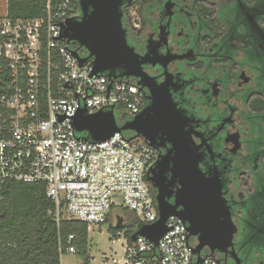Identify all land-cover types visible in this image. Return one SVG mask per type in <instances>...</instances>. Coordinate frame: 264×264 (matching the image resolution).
I'll return each mask as SVG.
<instances>
[{"label":"built area","instance_id":"built-area-1","mask_svg":"<svg viewBox=\"0 0 264 264\" xmlns=\"http://www.w3.org/2000/svg\"><path fill=\"white\" fill-rule=\"evenodd\" d=\"M78 8L76 0H46L45 17H0V201L8 185H37L57 224L74 219L90 228L105 223L113 210H129L137 227L151 225L158 212L146 173L156 151L125 132L93 143L73 128L83 108L87 115L114 108L115 117L117 110L130 121L145 107L143 88L134 80L92 75V62L80 66L60 39ZM166 226L156 246L125 237L123 255L105 264H193L186 225L170 217ZM74 239L68 237L66 253H76Z\"/></svg>","mask_w":264,"mask_h":264},{"label":"flooded vegetation","instance_id":"flooded-vegetation-1","mask_svg":"<svg viewBox=\"0 0 264 264\" xmlns=\"http://www.w3.org/2000/svg\"><path fill=\"white\" fill-rule=\"evenodd\" d=\"M122 13L128 45L146 58L144 104L156 99L172 128L151 136L157 157L198 155L203 179L220 186L232 241L202 247L201 259L264 264V0H132ZM117 224L137 228L127 211ZM199 237L188 236L193 249Z\"/></svg>","mask_w":264,"mask_h":264},{"label":"water","instance_id":"water-1","mask_svg":"<svg viewBox=\"0 0 264 264\" xmlns=\"http://www.w3.org/2000/svg\"><path fill=\"white\" fill-rule=\"evenodd\" d=\"M124 1L131 3L132 0H77L80 15L65 21L60 39L65 40L67 45H77L70 52L80 66L89 60L92 62V75L132 79L151 93L150 78L141 69L146 58L140 60L125 38L122 25ZM80 49L86 51L85 57L79 55ZM149 100L151 102L137 116L121 126L117 124L114 108L93 115H87L84 108L80 109L73 118V128L76 133L85 134L82 137L84 141L93 143L106 142L116 133L131 132L155 149L151 136L159 129L172 128L167 118L161 116L163 107L156 99L153 101L149 97ZM185 151L180 147L178 153ZM198 162V155L157 157L154 166L146 173V182L155 190L158 220L151 225L138 226L130 236L131 241L142 237L156 246L168 231V218L177 217L186 225L188 236L200 233L198 246L192 248V254L196 257L194 264L203 262L200 257L202 247L222 249L231 244L234 231L224 230L231 225L229 216H224L222 222L219 220L226 211L219 183L213 179H203ZM175 184L179 189L173 192ZM171 198L172 203L169 202ZM115 228L123 229L119 224Z\"/></svg>","mask_w":264,"mask_h":264},{"label":"trees","instance_id":"trees-1","mask_svg":"<svg viewBox=\"0 0 264 264\" xmlns=\"http://www.w3.org/2000/svg\"><path fill=\"white\" fill-rule=\"evenodd\" d=\"M45 2L7 0L6 11L13 19L45 17ZM76 3L78 5L77 0ZM70 48L76 49L77 45L72 43ZM79 55L85 57V54ZM53 211L52 203L40 186L8 185L4 199L0 201V264H60L61 256L69 247L67 239L70 235L75 236L71 245L76 247L83 264H89L87 225L74 219L60 220L57 224ZM110 229L114 235L124 232L129 241L135 232L116 229L115 226Z\"/></svg>","mask_w":264,"mask_h":264},{"label":"rangeland","instance_id":"rangeland-1","mask_svg":"<svg viewBox=\"0 0 264 264\" xmlns=\"http://www.w3.org/2000/svg\"><path fill=\"white\" fill-rule=\"evenodd\" d=\"M6 10L7 0H0V14H5L7 12ZM133 14V10L130 11L129 15L132 21L135 22V24H138V22L135 21V16H133ZM115 113L116 120L119 125H122L129 120L124 112L116 110ZM124 134L129 137H134V134L131 132H125ZM125 211L132 213L129 210ZM117 213V210H113L111 212L110 218L105 223L101 225L90 226V228H88L87 253L90 257L89 264L111 263L114 258H118L123 255L125 235L121 234L119 237H115L114 232L110 229L111 227L115 226V216ZM135 223L137 225L136 218ZM128 229H130L132 232L136 231V229H132L130 227ZM117 239H119V241L112 243L113 240L115 241ZM60 264H83V260L77 253H66L61 256Z\"/></svg>","mask_w":264,"mask_h":264}]
</instances>
